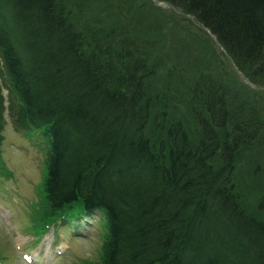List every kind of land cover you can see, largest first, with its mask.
I'll use <instances>...</instances> for the list:
<instances>
[{
    "label": "trees",
    "instance_id": "1",
    "mask_svg": "<svg viewBox=\"0 0 264 264\" xmlns=\"http://www.w3.org/2000/svg\"><path fill=\"white\" fill-rule=\"evenodd\" d=\"M89 1L0 0V80L18 102L17 129L44 132L48 216L74 205L102 210L99 264H264L257 215L264 198L248 210L233 180L239 154L264 155V100L234 86L213 48L206 49L213 68L183 62L178 52L192 56V47L175 40L172 27L146 26L165 35L167 52L157 57L150 42L132 37L120 22L159 11L149 0ZM160 1L191 16L243 76L264 87V0ZM154 78L165 92L184 94L198 133L165 113L147 128L162 100L150 96Z\"/></svg>",
    "mask_w": 264,
    "mask_h": 264
},
{
    "label": "rangeland",
    "instance_id": "2",
    "mask_svg": "<svg viewBox=\"0 0 264 264\" xmlns=\"http://www.w3.org/2000/svg\"><path fill=\"white\" fill-rule=\"evenodd\" d=\"M149 1L155 4L159 9V11L160 10L163 11L164 17L167 16L165 20L161 18L162 16H159L160 15L159 11L155 13L153 12L150 13L144 10L143 12L141 11L137 12V15H134V13L132 14L130 13L129 15L126 16L124 20L120 22V24L123 22L129 31L134 32L132 37L136 36L144 43L150 42L151 46L154 49V56L157 57L167 52V49L163 48V44L166 42L164 38L165 35L155 36L156 37L155 38L153 32L149 30L147 27H149L150 25L153 26V24L154 26L164 24L166 25L167 28L172 27L170 28V31L173 33L174 37H176L175 40L178 39L184 40L185 42L190 43V47H192L191 50L192 56L188 51L183 52L180 49V51L178 52L180 55L184 54L186 56V58L182 57L183 62L186 61L192 62V60H194L203 69H204V65H209L210 67L213 68L214 63L211 64L209 61H207L206 58L207 57L206 49L213 48L218 53L219 58H221L222 61L227 64L229 68V72L232 71L233 74L235 75V77L233 76V79L238 82L240 89L243 90V92L246 95H250L251 99H258V97H263L264 99V87H261L260 85L256 86L252 84L251 80L248 77L243 76L242 73L239 71V69L233 65V63L225 56L224 53H222L221 49L214 44L213 39H211L201 27H198L196 25V23L194 22L191 16L189 15L187 16L183 14L178 8L176 9L174 6L168 4L167 2H162L159 0H149ZM89 3L93 7H95L97 5V0H90ZM130 3H131V8L132 7L135 9L137 8L134 2H130ZM169 33L170 32L168 31L167 34ZM194 33H200V34L196 36L194 35ZM169 51L172 52L170 49ZM173 59H175V55ZM154 80L155 78L149 81L150 87H157L158 83H156V81ZM151 91L152 89L150 90V92ZM5 96L6 93H4V97ZM175 109L177 110L178 114L183 117V119L187 123V126H189L190 131L193 132L196 126H194L191 117L187 115V113L185 112L184 107L181 108L175 107ZM12 113L13 111L11 110L10 107H8V102L3 103V106L0 105V131H3V133H6V131L11 129L10 115ZM262 117L264 121V114L262 115ZM68 119H66L67 123L69 122ZM61 120H62V124H66V120H64L63 117H61ZM91 134H93V132ZM194 134L195 133H193L192 136ZM19 138L21 137L17 135L13 137L10 136L9 138H7V140L11 144L15 145V147L13 149H10V151L4 155L5 156L4 162L8 167L7 173L14 174L12 178L9 174H7L6 178L9 183H11V180L12 182H14V184L16 185V189H19L28 196H31V198H29V200L31 199L30 201L33 200V204L31 203L29 204L31 208L37 207L39 205V210H40L44 208V202L40 201L36 193L37 191L36 176L38 175V171H39V160L37 158H34V156L30 154L28 144L27 146L23 147L25 143L22 142ZM80 140L81 139H79L78 141ZM72 145L73 148L71 149H74L75 151L76 148L74 144ZM78 146L80 147V145ZM106 155L107 154H105L104 156V160L108 161L109 155L108 157ZM245 157H246V161H248L249 158L252 159L251 153L245 155ZM246 161L242 158L240 159L234 180L237 189L236 191L243 192L242 196L245 200L244 202H247L246 206L249 207L248 210L254 211L253 209L256 206L255 204L256 199L257 198L260 199L261 197L264 196V171L263 169L261 170L263 171L262 173H259L258 171L259 177H255L251 172V169L254 164L251 161L246 163ZM109 163L112 164V162ZM112 168H114V166ZM152 179L155 180L156 178L152 176ZM104 183L105 185L107 184V177L104 179ZM37 198L39 199V203H37L38 200ZM257 215L264 220V213L260 214L258 212ZM6 237H10V235L3 234L0 231V250L2 252H8L9 246L7 245V242L9 240L12 241V239H8L6 241ZM235 240L238 242V239L235 238ZM20 243L23 245L25 243V240L21 239L20 241L17 240L15 242V244H20ZM99 244L100 242H98L97 238L94 235V232H90V234L86 236V238L79 239L77 243L74 244L73 250L75 252L78 251V253H80L81 255L80 259H84V260L89 259L93 261L92 264H97L98 255H100V253H98ZM24 246L26 245L24 244Z\"/></svg>",
    "mask_w": 264,
    "mask_h": 264
},
{
    "label": "bare ground",
    "instance_id": "3",
    "mask_svg": "<svg viewBox=\"0 0 264 264\" xmlns=\"http://www.w3.org/2000/svg\"><path fill=\"white\" fill-rule=\"evenodd\" d=\"M0 26H2V27H4V24H2V23H0ZM41 36L42 35H40V37L37 39V40H35L34 39V41H39V39H41ZM48 37H45V40L47 39ZM43 39H44V37H43ZM41 41H43V40H41ZM11 41H9V43H10ZM50 43V42H49ZM38 44V43H37ZM51 44V43H50ZM50 44H49V46H50ZM22 64L20 63V62H18V63H16L15 64V66H16V68L17 67H20ZM37 69H39L38 67H36V70ZM18 72L19 73H22V69H19L18 70ZM115 72H117V71H115ZM117 73H119V76L118 77H115V78H117V79H119L120 77H121V75H122V73H120V72H117ZM150 96H152V98H153V94H151L150 93ZM179 96H172V98H178ZM160 111H161V106L160 105H158L157 104V102H154L153 103V109H152V113L150 114V116H151V118H150V121H149V123H148V125H147V128L149 129V130H152L153 129V127L151 126V124H152V121H153V119H154V117L157 115V116H159V114H160ZM148 130V131H149ZM249 173V172H248ZM145 194V193H144ZM204 241V240H203ZM204 243V242H203ZM202 245H201V243H199V245L197 246V250L195 251V256H197V257H201V253H199L198 254V251L201 249L200 247H201ZM200 255V256H199Z\"/></svg>",
    "mask_w": 264,
    "mask_h": 264
}]
</instances>
